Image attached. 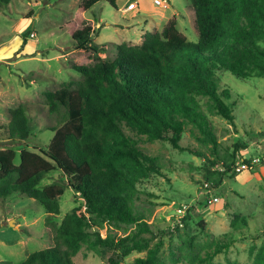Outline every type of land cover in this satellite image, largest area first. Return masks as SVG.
Segmentation results:
<instances>
[{
  "label": "trees",
  "instance_id": "16d2710c",
  "mask_svg": "<svg viewBox=\"0 0 264 264\" xmlns=\"http://www.w3.org/2000/svg\"><path fill=\"white\" fill-rule=\"evenodd\" d=\"M9 1L0 0V6ZM99 1L80 0L78 6L86 12ZM106 1L116 6L115 0ZM190 3L196 41L178 29L175 17L160 30H145L137 43H94L96 30L86 24L71 32L74 46L90 51L93 61L73 63L79 78L43 91L47 110L61 119L59 126L49 127L54 132L45 149L38 152L26 145L18 151L0 149V198L13 193L33 198L48 213L47 221L59 213V198L66 186L82 202L53 224L52 245L29 252L17 263L1 260L0 264H73L81 248L107 253V264H120L132 250H145L133 264H164L159 256L162 240L151 243L155 233L147 222L148 214L136 202L140 198L137 183L154 173L163 174L157 157L138 145L141 135L167 140L180 150L202 156L208 165L205 177L213 187L225 175L236 176L237 161L250 164L252 156L246 157L240 150L244 145L238 142L227 158L219 154V142L199 97L205 96L210 110L234 123L232 104L226 100L231 92L219 87L218 71L228 70L242 78L264 76V45L260 43L264 39V0ZM109 45L112 55L101 56ZM8 114L9 136L25 138L29 128L23 105L8 107ZM189 123L198 129V139L208 144V153L180 144ZM124 125L138 138L126 132ZM17 152L19 162L14 163ZM218 165L221 169H216ZM55 169L59 177L42 184L45 175ZM229 214L232 227L247 223V215ZM188 217L186 210L182 220ZM103 224L122 229V234L102 235L99 227ZM231 242L216 243L201 259L213 264L211 258ZM249 252L250 261L227 259L217 264H264V240L253 244Z\"/></svg>",
  "mask_w": 264,
  "mask_h": 264
},
{
  "label": "rangeland",
  "instance_id": "374dc122",
  "mask_svg": "<svg viewBox=\"0 0 264 264\" xmlns=\"http://www.w3.org/2000/svg\"><path fill=\"white\" fill-rule=\"evenodd\" d=\"M129 1L136 6L125 8ZM79 2L10 0L7 6H0V149L13 147L18 151L26 145L39 152V148H46L54 132L49 127L59 126L61 119L47 110L43 91L55 90L79 78L73 63L93 61L90 51L74 46V29L90 25L96 30L92 39L97 44L137 43L146 29L160 30L168 19L175 17L178 29L189 40L198 39L190 0H115L116 6L101 0L86 12L79 9ZM260 43L264 45V39ZM112 53L109 45L100 55L110 57ZM218 74L219 87H227L231 92L226 100L232 104L234 123L210 110L205 96L199 97L201 107L213 125L222 157H228L236 142L244 145L241 151L260 156L250 169L242 168L235 177L225 175L213 187L211 179L205 177L208 165L202 156L180 150L167 140H148L144 135L138 138L124 125L126 132L138 138L137 143L145 152L157 157L163 173H154L137 183L140 198L136 202L148 214L147 222L155 233L151 243L162 240L159 256L164 264H205L206 260L201 258L220 241L232 242L211 258L213 264L227 259L247 262L252 258L250 247L264 240V76L242 78L224 69ZM18 105H23L28 117L29 133L23 139H13L7 129L8 107ZM199 135L198 129L189 123L180 144L208 153V144L200 141ZM18 162L17 152L14 163ZM59 175V170H52L41 183ZM59 201V213L49 216L47 221L48 213L33 198L19 193L0 198V261L17 263L29 252L54 243L53 224H58L82 199L66 186ZM185 204L186 209L179 210ZM186 210L189 217L182 220ZM233 211L247 215V223L232 227L229 213ZM99 230L102 235L122 234V229L108 224ZM144 255L145 250H132L120 264H133L136 256ZM73 264H107V253L81 248Z\"/></svg>",
  "mask_w": 264,
  "mask_h": 264
},
{
  "label": "built area",
  "instance_id": "2783aa9c",
  "mask_svg": "<svg viewBox=\"0 0 264 264\" xmlns=\"http://www.w3.org/2000/svg\"><path fill=\"white\" fill-rule=\"evenodd\" d=\"M166 0H154V2H156V3H163V2H165ZM136 5H135V2H133V1H129L128 2V4L125 6V8H133V7H135ZM35 33L34 32H30V35H34ZM258 160H260V156H253L252 158H251V161H250V164H247V163H245V162H236L237 163V166H236V169L238 170V171H240L242 168H244V169H250L251 168V166H252V163L254 162V161H258ZM214 199H217V197H214ZM182 206H184V207H179V210H184L185 209V207H186V205H182Z\"/></svg>",
  "mask_w": 264,
  "mask_h": 264
},
{
  "label": "water",
  "instance_id": "95a60500",
  "mask_svg": "<svg viewBox=\"0 0 264 264\" xmlns=\"http://www.w3.org/2000/svg\"><path fill=\"white\" fill-rule=\"evenodd\" d=\"M245 156H246V157H249V153H245Z\"/></svg>",
  "mask_w": 264,
  "mask_h": 264
},
{
  "label": "crops",
  "instance_id": "0c3cea01",
  "mask_svg": "<svg viewBox=\"0 0 264 264\" xmlns=\"http://www.w3.org/2000/svg\"><path fill=\"white\" fill-rule=\"evenodd\" d=\"M80 9V8H79ZM81 10V9H80ZM82 11V10H81ZM83 12V11H82ZM147 30V29H146ZM140 38H141V35H140ZM264 149V148H263Z\"/></svg>",
  "mask_w": 264,
  "mask_h": 264
},
{
  "label": "clouds",
  "instance_id": "9594fccd",
  "mask_svg": "<svg viewBox=\"0 0 264 264\" xmlns=\"http://www.w3.org/2000/svg\"><path fill=\"white\" fill-rule=\"evenodd\" d=\"M250 155V154H249Z\"/></svg>",
  "mask_w": 264,
  "mask_h": 264
}]
</instances>
